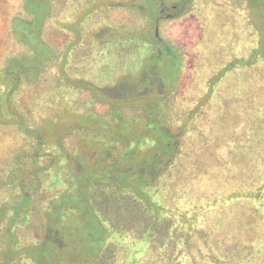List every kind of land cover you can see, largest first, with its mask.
Masks as SVG:
<instances>
[{"label": "trees", "instance_id": "16d2710c", "mask_svg": "<svg viewBox=\"0 0 264 264\" xmlns=\"http://www.w3.org/2000/svg\"><path fill=\"white\" fill-rule=\"evenodd\" d=\"M158 1L0 2V264H264V0L211 2L247 10L237 65L209 0H164L156 36ZM222 75L248 122L216 172L194 89Z\"/></svg>", "mask_w": 264, "mask_h": 264}, {"label": "flooded vegetation", "instance_id": "af4514ba", "mask_svg": "<svg viewBox=\"0 0 264 264\" xmlns=\"http://www.w3.org/2000/svg\"><path fill=\"white\" fill-rule=\"evenodd\" d=\"M202 1L203 0H193V2L191 3L192 4L191 7L193 8L195 7L198 9L201 8ZM209 1L210 3L212 2V0H209ZM216 2L217 0H215V3H214L215 6H216ZM158 6H159V16L155 20V23H156L155 35L156 36H157V31H158L157 23L160 21L161 17L162 18L163 17L164 18H174V16L178 15L177 12L174 10L177 7L176 4L168 5L166 1L159 0ZM208 14L210 17L209 22L211 26L208 27L207 32L208 33L212 32L214 30V27L216 28V26L220 23L224 24L225 28H227V32H229L230 38H229L228 44L227 45L224 44L221 47L227 50H230L231 52H228L229 59L230 60L233 59L234 61H236V65L239 64L238 59L247 58L249 54V48H253L252 45H249L248 36L247 34H245V31H247L248 33V28H247L248 26L246 25V23H248L247 22L248 20L247 10H243V8H241V10L237 11L236 13L234 11L232 12L231 10H228L224 16L220 17L217 10L212 7V3H211V7H210V10L208 11ZM233 15L234 17L232 18ZM178 17H175V18H178ZM233 30L235 31L236 35H234ZM197 57L201 62L202 55H198ZM239 71H243L241 72V79L244 82H247V79H248L247 69L246 70L241 69L238 71L236 69V71L234 73H230V75L238 76ZM201 75L203 76L202 73ZM212 76H214V74L207 75L208 78H211ZM223 76L224 75L216 78L217 82L216 84H214L213 91L211 92L209 96L208 105L201 104V94L197 96L198 98H197V101L195 102V105L198 108V112L196 113L197 114L196 124H198L197 127H199V130H202V124L205 125L204 118H206L204 115H202V113H204L205 111H208L211 116L210 121H209V125H210L209 129H214V130L217 129L218 131H227V135H230V136L228 137L229 141L224 140L226 144L232 145L233 142L242 143L243 141L245 142V140L243 138L236 139L238 133L234 131L233 129H236V130L239 129L240 131L237 130L239 131V134H241L242 136H245L244 130L248 122L247 121L248 119V113H247L248 85L247 83L244 85L241 83L242 84L241 90L240 91L235 90L232 88L231 82H226V75L224 77ZM216 88H219V90H217ZM202 92H204V88L202 89ZM233 93H238L240 94V96L239 97L233 96ZM221 97H225V99L223 100L221 99ZM219 134L223 135V133H219ZM213 141H215L216 146L224 145L221 139H212V142ZM2 254H5V252L2 251ZM10 264H23V261L17 258L16 260H13Z\"/></svg>", "mask_w": 264, "mask_h": 264}, {"label": "rangeland", "instance_id": "374dc122", "mask_svg": "<svg viewBox=\"0 0 264 264\" xmlns=\"http://www.w3.org/2000/svg\"><path fill=\"white\" fill-rule=\"evenodd\" d=\"M1 1H3V0H0V2ZM87 5H85V7H86ZM218 30V29H217ZM240 35H241V33H240ZM213 41V36H209L208 38H207V42H212ZM248 43H249V40H248ZM250 45V44H249ZM220 50H221V48H219ZM222 50H224V49H222ZM228 52H231L230 50H227V52H226V50H225V53H222V54H225V60H228L229 59V56H228ZM211 53H207L206 54V56H205V54H204V56H203V59H204V61H203V69H202V71H200L202 74H203V78H205L207 75H212L213 73H214V71H215V67H217V62H218V60H219V58L218 57H220V52L219 53H216L215 54V57L216 58H218L217 59V61L215 62V63H213V65L215 66V67H211L210 65H209V63H212V61H209V58H210V55ZM215 58V59H216ZM201 87V88H200ZM196 89H194L195 90V92L194 93H196V95L198 96V95H200L201 93H202V84H197V86L195 87ZM57 96L55 95V96H53V102H56L57 101ZM55 124H57V121L55 122ZM52 125V124H51ZM51 125H49V127L51 126ZM207 125V124H206ZM203 125L202 124V129H205L206 130V127L209 129V125ZM239 125H240V123H239ZM197 126H198V124H197ZM198 129H199V127H197ZM234 131H236L237 133H238V135H237V137H236V139L237 138H243L244 140L246 139V137L245 136H242L241 134H239V129H237V130H239V131H237L236 129H233ZM210 131L211 132H213V134H214V136H212V138L213 139H221V141H222V143L224 144V145H217L216 146V143H215V141H213V147H212V150L211 151H213V152H211L212 153V157H211V159L209 160V162L207 161V164H206V166H208V167H210L211 169L213 168L216 172H218L217 171V168H219L220 167V165L221 164H223V162H224V159L221 157V155L222 154H220V153H223V152H229L230 150H232V149H234V148H236V146H237V142H233V144L232 145H229V144H226L225 143V141L226 140H228L229 141V136L230 135H227V131H218L217 129H210ZM219 133H223V135H220ZM242 133V132H241ZM225 140V141H224ZM247 142V141H246ZM245 143V142H244ZM246 146H248V143H246L245 144V147ZM246 148H244V149H240L239 148V151L241 152V151H243V150H245ZM239 151H238V153H239ZM210 152V151H209ZM232 152V151H231ZM233 155H234V153H231V157H232V159H233ZM264 161V160H263ZM262 163V162H261ZM263 166H264V164H263ZM259 171L260 170H258V173H259ZM258 173H256V174H258ZM214 177H215V175H214ZM261 178H253V180L256 182V183H253L254 184V187L252 186V188H251V190L250 191H257V189L260 187V191L262 192V194H263V197H264V178H262V180H260ZM257 180V181H256ZM257 186H258V188H257ZM246 191H248V190H246ZM263 197H261V198H263ZM2 215H3V213L1 212V217H2ZM6 237V239H2L6 244H8L7 242H8V240H9V238L10 237H7V236H5ZM8 238V239H7ZM10 242V241H9Z\"/></svg>", "mask_w": 264, "mask_h": 264}]
</instances>
